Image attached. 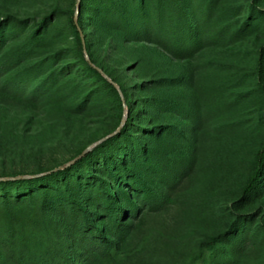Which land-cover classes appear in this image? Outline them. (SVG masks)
Instances as JSON below:
<instances>
[{
    "label": "trees",
    "instance_id": "16d2710c",
    "mask_svg": "<svg viewBox=\"0 0 264 264\" xmlns=\"http://www.w3.org/2000/svg\"><path fill=\"white\" fill-rule=\"evenodd\" d=\"M219 8L220 0H82L78 23L76 11L70 16L78 64L69 63L64 70L58 69L56 61L64 50L47 56L50 52L45 50L50 47L48 40L53 29L47 18L26 41L1 55L0 79L35 61L15 86L33 110L53 104L82 117L86 113L82 110L89 104V112L101 117L111 109L118 111V128L126 109L128 115L115 136L72 166L60 171H40L27 179L0 181V264H95L120 248L121 235L130 228L125 222L136 216L135 200L142 194V204L147 206L156 192L148 188L149 183L159 180L170 184V188L179 183L191 167L193 157L190 155L186 161H158L156 150L164 143L177 142L184 133L164 122L168 117L178 116L190 125L199 124L204 99L192 94L195 102L191 104L188 95L194 90L193 76L189 72L174 74L142 85L143 92L166 89L177 95L156 94L149 109H136L130 90L106 67V61L101 60L103 55L98 56L99 45L105 41L107 52L116 55L131 50L135 57L140 51L154 47L163 58L188 64L206 50L224 48L254 35L264 22V11L257 16L255 6L242 24L233 23ZM3 40L0 34V47ZM86 52L91 62L120 87L121 93L87 61ZM136 64L135 69L140 68V62ZM254 77L255 85L242 97L257 98L263 103L264 53L257 59ZM108 91L112 93L111 100L106 95ZM221 92L216 91L214 99L221 97ZM240 100L237 98L229 106L237 107ZM144 120H149L150 127L143 126ZM257 128L263 143L249 162L247 179L240 192L243 200L251 203L264 197V115L257 117L254 130ZM244 129L251 130L252 126ZM141 132L143 137H137ZM147 140L152 141L150 145ZM130 164L142 171L143 178L134 180ZM97 165L104 173L98 171ZM113 168L123 169V175L115 176ZM82 190L89 202L87 207L98 211L83 206L79 198ZM235 216L230 230L208 238L203 246L212 251L225 249L247 223L259 217ZM259 228L264 235V225Z\"/></svg>",
    "mask_w": 264,
    "mask_h": 264
},
{
    "label": "rangeland",
    "instance_id": "374dc122",
    "mask_svg": "<svg viewBox=\"0 0 264 264\" xmlns=\"http://www.w3.org/2000/svg\"><path fill=\"white\" fill-rule=\"evenodd\" d=\"M257 1L220 0L219 11L233 23L242 24L250 16L252 6L257 7V16L264 11V0L259 4ZM78 2L0 0V34L4 38L0 57L26 41L47 18L53 27L48 40L50 47L45 50L50 52L47 56L64 50L56 61L57 68L78 64L76 39L70 28L71 12H77ZM263 26L264 22L257 33L234 44L204 51L188 64L163 58L154 47L140 51L136 57L131 50L113 55L107 52L105 41L101 42L98 56L103 55L101 60L106 61V67L130 90L136 109H149L156 94L177 95L174 90L166 89L143 92L142 85L186 72L194 81V92L188 95L191 104L195 102L192 94L203 96L204 101L199 124L190 125L178 116L164 121L184 133L177 142L164 143L156 150L158 161H186L191 155L192 165L187 173L172 188L159 180L149 183L148 188L156 192L147 206L142 204V194L135 200L136 206L132 209L136 216L125 222L130 228L121 235L120 248L95 264H264V235L259 228L264 225V197L251 203L244 201L240 194L249 162L263 143L261 132L258 128L254 130V126L257 117L264 115V102L242 97L255 85L256 62L264 53ZM34 62L31 60L0 79V179L21 174L31 178L34 173L65 166L85 148L121 128H118V111L111 109L101 117L89 112V104L87 111L82 110L86 112L82 117H75L68 108L53 104L31 109L15 86ZM139 62L140 68L135 69ZM219 90L222 96L214 99ZM106 95L111 100L112 93L108 91ZM79 97L82 99L84 95ZM237 98L242 99L237 107L229 106ZM149 123L144 120L143 126L150 127ZM249 126L251 130L244 129ZM142 134L136 135L142 138ZM151 142L147 140V145ZM101 168L97 165L98 171ZM129 169L135 175L134 180L142 177L137 166L130 164ZM100 172V176L106 177ZM123 172L121 168H113L115 176ZM147 180L150 182V178ZM84 197L82 190L79 198L87 207L89 202ZM87 209L98 211L95 207ZM236 214L259 217L247 223L225 249L212 251L204 247L208 238L230 230ZM62 231L66 233L64 228Z\"/></svg>",
    "mask_w": 264,
    "mask_h": 264
},
{
    "label": "water",
    "instance_id": "95a60500",
    "mask_svg": "<svg viewBox=\"0 0 264 264\" xmlns=\"http://www.w3.org/2000/svg\"><path fill=\"white\" fill-rule=\"evenodd\" d=\"M81 1H82V0H79V2H78V9H77V13H76V16H75V21H76V23H78V17H79L80 10H81ZM81 35H82L83 42H84V44H85V40H84L83 32H81ZM86 59H87V61H88V62H89V63H90V64H91L96 70H98V71L104 76V78H106L111 84H113V85L115 86V88H116L118 91H120V87H119L116 83H114V82H113V81H112V80H111V79H110V78L104 73L103 70L97 68V67L91 62L90 57L88 56L87 52H86ZM120 93H121V91H120ZM126 115H127V109H126V112H125V118H124V120H123V123H122L121 128H122V127L124 126V124H125V121H126V118H127ZM121 128H120V129H121ZM119 131H120V130H118L117 132L113 133L112 135L106 137L105 139H103L102 141L98 142L97 144L93 145L92 147H90L89 149H87L82 155H80L77 159L73 160L72 162L68 163V164L65 165V166H62V167L56 169L55 171L64 170V169H66V168L72 166V165L75 164L78 160H80V159L83 158L85 155H87L89 152H91L93 148H95L96 146H98V145L101 144L102 142L106 141L107 139H109V138L115 136ZM34 177H37V176H34ZM27 178H29V177H19V178H13V179H12V178H5V179H0V181L19 180V179H27Z\"/></svg>",
    "mask_w": 264,
    "mask_h": 264
}]
</instances>
